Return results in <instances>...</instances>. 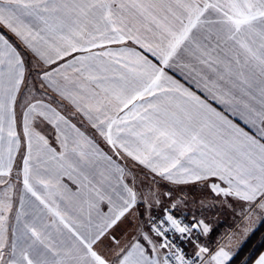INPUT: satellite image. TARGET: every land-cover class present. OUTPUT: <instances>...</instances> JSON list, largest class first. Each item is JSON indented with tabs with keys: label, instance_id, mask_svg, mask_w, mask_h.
Segmentation results:
<instances>
[{
	"label": "snow or ice",
	"instance_id": "6c2138e0",
	"mask_svg": "<svg viewBox=\"0 0 264 264\" xmlns=\"http://www.w3.org/2000/svg\"><path fill=\"white\" fill-rule=\"evenodd\" d=\"M157 178L206 182L244 235L264 222V0H0V264H228L238 234L199 243L212 229L176 218L179 200L96 250L138 205L172 200Z\"/></svg>",
	"mask_w": 264,
	"mask_h": 264
},
{
	"label": "crops",
	"instance_id": "0c3cea01",
	"mask_svg": "<svg viewBox=\"0 0 264 264\" xmlns=\"http://www.w3.org/2000/svg\"><path fill=\"white\" fill-rule=\"evenodd\" d=\"M166 71H168L170 75H173L175 79L179 80L181 83H184L186 87H190L192 91L197 92V94L200 95L201 98H204V93L197 89L194 84H190L176 72H173L171 70ZM208 102L211 103L213 107H216L218 110H220V106L217 105L214 101H211L209 99ZM70 112L71 109H69L68 113L66 114H69ZM69 118L71 119V116H69ZM72 123H75L77 127L81 128L82 131H86L89 135H91V129L87 128L85 124L81 123V118L72 119ZM49 131L51 132L50 129ZM49 139L53 146L58 147L53 135H49ZM98 142L105 151H108L107 146L104 145L102 141L98 140ZM23 150L24 149L22 145L21 151ZM16 163L17 165H19V158H17ZM128 163L129 166H131L132 162L129 161ZM133 171L137 176L138 189L146 192L149 187L151 177L149 176L147 179H145L143 173L146 170L144 169L135 168L133 169ZM16 172L17 169L14 167L13 183L16 184V204L18 206V197L20 194V190L22 189V185L17 183L15 180ZM88 175L89 179H93L96 181L100 179L99 175L95 172L90 171ZM157 180H159V178H157ZM141 181H143V184H141ZM62 183L65 184L73 192H75L77 189V184L74 183L73 180L69 179L66 175L62 177ZM1 186L2 185H0V187ZM155 187H158L160 193L172 190V200H170L168 197L161 196V204L158 206L154 204L150 211L147 209L146 205H138L137 209L135 210L136 214L134 216L130 215L125 218L116 227L111 229L109 234L102 238V242H98V244L95 246L97 251L110 257V250L114 247L112 235H115L121 242H126L133 234L136 233L138 226L143 230H148V216H152L155 212L162 211L165 208L170 207V204L175 200H179L180 203L174 210L186 215L191 220L193 216H195L197 219H203L210 226L212 231L207 237L202 236L205 237V239L202 240L201 243L208 247L212 242L216 241L215 239L218 238V241L214 246H212L216 249L219 244L224 242V238L226 237V235L236 233L239 230V221L241 222V224L245 222L243 217L239 214V210L237 209L236 212H234L233 209L228 207L226 203H223V198L215 196L206 186V182L194 183L189 185H172L166 181L159 180V184ZM231 202L235 203L234 201ZM101 210L106 211L107 206L101 205ZM11 223H14V218L10 221V224ZM248 234L249 232L246 235ZM261 254H264V251ZM253 264H255V262Z\"/></svg>",
	"mask_w": 264,
	"mask_h": 264
},
{
	"label": "trees",
	"instance_id": "16d2710c",
	"mask_svg": "<svg viewBox=\"0 0 264 264\" xmlns=\"http://www.w3.org/2000/svg\"><path fill=\"white\" fill-rule=\"evenodd\" d=\"M264 251V222H261L238 248L228 264H253Z\"/></svg>",
	"mask_w": 264,
	"mask_h": 264
},
{
	"label": "built area",
	"instance_id": "2783aa9c",
	"mask_svg": "<svg viewBox=\"0 0 264 264\" xmlns=\"http://www.w3.org/2000/svg\"><path fill=\"white\" fill-rule=\"evenodd\" d=\"M164 214V210L161 212H157L154 214L152 217L156 220H159ZM172 214L181 220H183L185 223L191 222V219H189L186 215L172 209ZM168 238L171 239L176 246L182 250V252L185 254L186 259H193L194 258V253H195V245L190 242L188 238L181 237L180 234L175 233L173 231H169L167 233ZM201 237V236H200ZM199 237V243H200V238Z\"/></svg>",
	"mask_w": 264,
	"mask_h": 264
},
{
	"label": "rangeland",
	"instance_id": "374dc122",
	"mask_svg": "<svg viewBox=\"0 0 264 264\" xmlns=\"http://www.w3.org/2000/svg\"><path fill=\"white\" fill-rule=\"evenodd\" d=\"M1 187H3V186H1ZM163 211V210H162ZM158 212H161V211H158ZM157 212H155L154 214H156ZM153 214V215H154ZM152 215V216H153ZM260 223H261V221H259V220H257V221H255V223H252L251 225H250V228H251V230L249 231V234L248 235H244L243 234V227L244 226H247L248 225V222L247 221H245L243 224H241V222L239 221V230L236 232L237 234H238V239H239V243L237 244V242L236 241H234L233 243H232V245L230 246V248H229V250L233 253V255H232V257L235 255V253L237 252V250H238V248L241 246V244L247 239V237L251 234V232L258 226V225H260ZM207 237V236H206ZM201 239H200V243H202V240H204L205 239V237H200ZM216 241H214V242H212L211 243V245L209 246V248L210 249H212V250H214L215 249V247H212V246H214L215 245V243L218 241V238L217 239H215Z\"/></svg>",
	"mask_w": 264,
	"mask_h": 264
}]
</instances>
